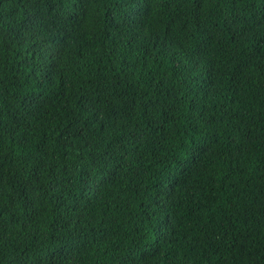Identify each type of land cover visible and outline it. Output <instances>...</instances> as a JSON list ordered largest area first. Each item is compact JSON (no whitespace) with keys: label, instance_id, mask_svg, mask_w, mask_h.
I'll use <instances>...</instances> for the list:
<instances>
[{"label":"trees","instance_id":"obj_1","mask_svg":"<svg viewBox=\"0 0 264 264\" xmlns=\"http://www.w3.org/2000/svg\"><path fill=\"white\" fill-rule=\"evenodd\" d=\"M0 264H264V0H0Z\"/></svg>","mask_w":264,"mask_h":264}]
</instances>
